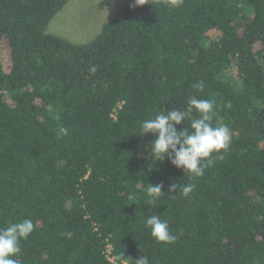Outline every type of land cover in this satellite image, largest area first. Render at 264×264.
Instances as JSON below:
<instances>
[{
	"label": "trees",
	"instance_id": "16d2710c",
	"mask_svg": "<svg viewBox=\"0 0 264 264\" xmlns=\"http://www.w3.org/2000/svg\"><path fill=\"white\" fill-rule=\"evenodd\" d=\"M70 1L0 0V227L35 226L13 258L264 264V0H130L86 43L46 31ZM193 96L231 135L202 177L153 161L139 128ZM190 182L188 197L168 192ZM161 183L152 203L146 188ZM150 215L173 243L151 236Z\"/></svg>",
	"mask_w": 264,
	"mask_h": 264
},
{
	"label": "clouds",
	"instance_id": "9594fccd",
	"mask_svg": "<svg viewBox=\"0 0 264 264\" xmlns=\"http://www.w3.org/2000/svg\"><path fill=\"white\" fill-rule=\"evenodd\" d=\"M180 0H170L171 6H178ZM146 0H134L133 7L143 6ZM95 73L97 68H89ZM200 92L204 90V82L198 81L193 85ZM227 107H231L230 102ZM196 113V116H193ZM215 117V105L212 100L197 99L195 96L188 101L186 110L170 109L160 112L154 117L144 119L140 123L141 135L152 134L155 139L150 145L149 154L153 161H164L183 169L192 177H202L205 170L214 164L213 153L226 150L231 144L230 129L226 125L214 127L212 121ZM188 121V123H185ZM187 124L182 131H177V125ZM68 128L60 126L58 135H67ZM194 183L181 185L173 183L168 192L176 194L179 188L183 196L188 197L195 189ZM163 184H148L146 195L152 203L160 197ZM31 219L9 223L0 227V264H18L13 257L21 253V241L27 240L34 231ZM146 227L150 229L151 236L162 243H173L176 237L171 234L169 224L162 220L160 215H150L146 218ZM133 264H149V257L141 256Z\"/></svg>",
	"mask_w": 264,
	"mask_h": 264
},
{
	"label": "rangeland",
	"instance_id": "374dc122",
	"mask_svg": "<svg viewBox=\"0 0 264 264\" xmlns=\"http://www.w3.org/2000/svg\"><path fill=\"white\" fill-rule=\"evenodd\" d=\"M128 2L130 0H72L52 19L46 31L73 43H86ZM216 35V32L211 33L213 37ZM2 58L8 64L10 56L6 45Z\"/></svg>",
	"mask_w": 264,
	"mask_h": 264
}]
</instances>
